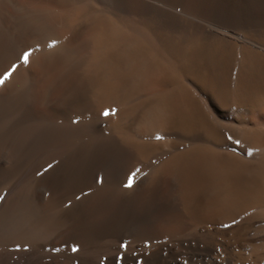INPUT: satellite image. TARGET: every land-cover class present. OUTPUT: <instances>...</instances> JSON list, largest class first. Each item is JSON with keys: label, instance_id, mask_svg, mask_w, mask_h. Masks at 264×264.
Masks as SVG:
<instances>
[{"label": "bare ground", "instance_id": "6f19581e", "mask_svg": "<svg viewBox=\"0 0 264 264\" xmlns=\"http://www.w3.org/2000/svg\"><path fill=\"white\" fill-rule=\"evenodd\" d=\"M257 1L0 0V75L19 65L0 86V264H61V257H69L67 264H141L140 257L181 264L176 254L163 256L164 244L150 253L124 252L120 244L132 236L171 237L184 228L183 199L164 172L175 167L195 186L214 188L219 176L230 181L235 160L219 158L217 145L205 139L155 167L137 152L155 142H134L114 118L135 99L128 122L145 102L149 118L162 121L146 128L154 132L150 137L192 135L196 142L206 130L212 134L224 113L211 94L194 86L200 100L191 87L171 83L180 75L151 21L264 49L263 41L242 32L264 29V0ZM53 40L57 45L48 47ZM29 49L24 65L20 57ZM137 168L136 183L125 188ZM82 245L85 251L67 254Z\"/></svg>", "mask_w": 264, "mask_h": 264}, {"label": "rangeland", "instance_id": "374dc122", "mask_svg": "<svg viewBox=\"0 0 264 264\" xmlns=\"http://www.w3.org/2000/svg\"><path fill=\"white\" fill-rule=\"evenodd\" d=\"M261 5L264 7V3L261 2ZM151 22L154 32L160 34L166 44L171 68L177 70L180 75L178 79L175 77L171 83L175 82V86L191 87L197 98L199 97L196 95L194 86L202 89L206 94H211L224 115L214 120V125L216 123L214 126L216 132L212 129L214 134L206 130L207 134L203 140L196 142L191 139L192 135H188V139L183 140L174 135L160 136L162 139H157L156 136L150 137L154 132L146 128L158 125L162 121L149 118L146 111L149 107L147 102L136 105L138 111L143 109L131 122H128L132 113L131 106L140 100H127L122 105L123 110H120L114 121L134 142L139 143L143 140L144 142H155L140 148L137 152L141 160L151 161L153 164L156 162V165L171 158L179 151L187 150L189 143H208L209 141H211L209 144L212 145L214 142L217 145L219 158L223 159L226 155L225 157L235 161L233 165L231 164L233 174L230 181L227 182L225 178L219 176L214 182L216 188L215 186L214 188L203 187V185L195 186L188 180L185 172L181 173L175 167L164 172L167 184H176L178 194L183 199L185 213L183 222H186L183 224L184 228L177 233L178 235L175 234V237L132 236L122 240L121 249L127 252L132 248H138L141 251L146 248L143 252L150 253L152 248L155 249L158 245L164 244L162 252L165 254L163 253V256L171 260V255L176 254L181 264H264V173H262L264 172V161L260 159L259 150L264 148V49H257L238 39H229L203 30H194L191 31L192 33L176 32L160 26L154 20ZM242 32L248 36L252 34L264 42V29L263 31L243 30ZM199 99L202 100L201 97ZM147 136L150 139L146 138ZM236 140L241 143L236 145ZM248 149L253 150L251 156L247 155ZM255 155L257 158H253ZM161 156L163 158H160ZM155 164L153 166L156 167ZM238 168H242L239 174L236 173ZM248 176L253 180L257 178L259 183L252 184L254 181L249 180ZM240 180L241 183L238 182ZM242 180H245L247 185ZM192 236L201 237L203 243L191 245V248L188 243L184 242L185 245H183L179 242L181 238ZM125 243L127 246L122 247ZM87 247L86 245L79 246L75 252L70 249L67 254L74 255L83 252ZM193 247L198 253L194 252L196 250ZM200 247L205 248L201 250L203 253L199 252ZM58 260L61 264H67L70 259L61 257ZM149 260L139 258L141 264H162L161 261L150 263Z\"/></svg>", "mask_w": 264, "mask_h": 264}, {"label": "snow or ice", "instance_id": "6c2138e0", "mask_svg": "<svg viewBox=\"0 0 264 264\" xmlns=\"http://www.w3.org/2000/svg\"><path fill=\"white\" fill-rule=\"evenodd\" d=\"M57 41L53 40L49 43L48 47H54L57 45ZM32 52L33 50L32 49H29L27 51H24L22 56L20 57V61L24 64V65H27L29 64V61H30V56L32 55ZM19 67L18 64H13L11 66V68L4 72L2 75H0V86L4 85L9 79L10 77L15 73V71L17 70V68ZM116 110L115 109H112V110H105L103 115L105 116H108L110 114H113ZM229 140H231V136L228 137ZM157 139H162V137L158 136ZM241 142L239 140H236L235 141V144L236 145H239ZM253 154V150L252 149H248L247 150V155L248 156H251ZM54 165H48L47 168H45L43 171L46 172L48 171L49 169H51ZM141 172V169L137 168L135 169L133 172H131L128 177H127V180H126V183L124 185L125 188H132L134 186V184L136 183V177H137V174ZM43 172L41 173H37V175H42ZM233 223H236V221H233ZM127 244H122V247H126ZM17 247H19V245H17ZM56 251H59V249H55ZM77 247L73 246L72 247V251L75 252L77 251Z\"/></svg>", "mask_w": 264, "mask_h": 264}]
</instances>
